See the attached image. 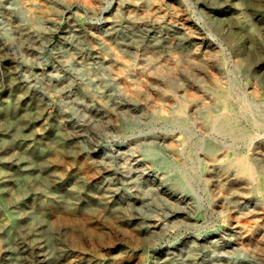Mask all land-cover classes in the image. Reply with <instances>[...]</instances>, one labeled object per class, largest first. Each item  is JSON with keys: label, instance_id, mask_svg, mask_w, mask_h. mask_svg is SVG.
Instances as JSON below:
<instances>
[{"label": "rangeland", "instance_id": "374dc122", "mask_svg": "<svg viewBox=\"0 0 264 264\" xmlns=\"http://www.w3.org/2000/svg\"><path fill=\"white\" fill-rule=\"evenodd\" d=\"M19 10L47 32L32 41ZM116 60L133 101L109 73ZM173 92L206 106L178 125ZM228 92L252 111L235 114L244 138L214 128ZM203 139L211 148L190 154ZM232 153L256 158L255 175L230 169ZM187 167L197 181L175 193L166 175ZM143 168L187 200L182 216L126 203ZM149 219L162 228L152 239L139 227ZM263 231L264 0H0V264H264Z\"/></svg>", "mask_w": 264, "mask_h": 264}, {"label": "bare ground", "instance_id": "6f19581e", "mask_svg": "<svg viewBox=\"0 0 264 264\" xmlns=\"http://www.w3.org/2000/svg\"><path fill=\"white\" fill-rule=\"evenodd\" d=\"M17 20L19 21L20 24L19 30L22 33L28 34V37L32 41H36L38 37H42L43 34L47 32V29L49 28V24L47 23L46 20H44V18H42L41 16L39 17L27 16L24 14L23 10H19L17 12ZM175 27L177 29L178 35L181 37L189 38L193 33V31L189 28V26L186 25V23L184 22L175 25ZM116 63L117 64L115 65L109 66L108 68L109 73L111 74L113 80L116 81L118 80L117 88L121 93L122 97H124V99L127 101H133L134 98L131 96L128 90H126L123 86H121L119 82V76H120L119 69L122 66V63L119 62L118 60H116ZM160 66L154 64L152 60H150L149 63L147 64L146 69L151 70L152 72L156 71V73L159 74L161 73L160 70L163 69ZM170 69H173V67L171 66ZM83 70L89 75V77L94 82H100L101 86L103 87L108 86L109 81L107 79L97 76L92 71H89L87 68H83ZM178 86L179 85L176 82L171 81L172 91L174 88H177ZM171 97H172L171 98L172 106L174 108L172 119L176 124L181 126L186 125L185 120H187L190 111L204 109L206 106L205 103H200L195 97L183 96L174 92ZM219 100L223 102L224 110L226 111V113H220L217 115L215 126L213 125L215 130L235 136L236 138H244L248 136L250 132L241 126L239 119L235 114H239L238 116L252 121V111L250 107L243 101H240L239 103L235 104L231 99L230 92L224 94L223 96H220ZM111 104L118 105V103L116 102H112ZM149 144L151 146L160 145L162 147H167L164 141H157L155 139H151ZM198 146H202L207 150L211 148V145L204 139L200 141H194L190 146L189 153L191 154ZM167 148L169 151L176 153L174 148H169V147ZM145 154L153 156L154 162L157 163L158 165H162L166 168L171 166L170 160L167 158L157 157L155 150L153 148L146 151ZM225 163L230 169L240 171L245 177H252L257 172V167H256L257 159L253 157H246V156L244 157V156H240L237 153H232L230 154L229 158L226 159ZM150 176L151 174L149 173L147 168H143L141 169L140 174H138L135 178H133L130 181L134 186H136V192L131 199L127 200L126 203L132 205L139 204L144 206L147 203V201L151 199L159 205H166L170 207L174 215L182 216L185 213V211L190 208L187 200L185 198L179 197L177 194L165 193L163 188L164 186L161 182L162 179L161 178L158 179L156 177L150 179L149 178ZM166 178H168L171 181L172 184L171 186L175 193H182L193 187V185L197 181V174L194 172V170L191 167H187L182 172H177L174 174L171 173L166 175ZM146 180L150 181V185L147 190L143 189L142 187L143 181ZM119 204L123 205L122 203ZM139 227L142 235L150 239L154 238L156 234H158L162 229L161 226L156 222H154L152 219H149L148 224L141 223ZM238 228L239 226L237 224H233L231 226V229L234 232L241 233V231ZM194 249H195L194 244L188 243L186 250L188 257L191 258L194 255ZM213 264H216V262L214 261Z\"/></svg>", "mask_w": 264, "mask_h": 264}]
</instances>
